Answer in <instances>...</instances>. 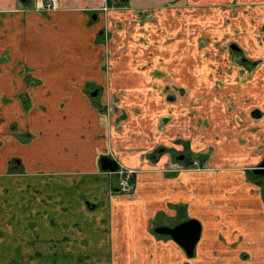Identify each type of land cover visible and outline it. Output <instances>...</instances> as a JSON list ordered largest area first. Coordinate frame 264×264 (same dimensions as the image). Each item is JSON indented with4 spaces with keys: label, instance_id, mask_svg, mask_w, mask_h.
I'll return each mask as SVG.
<instances>
[{
    "label": "crops",
    "instance_id": "obj_1",
    "mask_svg": "<svg viewBox=\"0 0 264 264\" xmlns=\"http://www.w3.org/2000/svg\"><path fill=\"white\" fill-rule=\"evenodd\" d=\"M34 3L0 0V264H185L154 229L188 219L209 264H264V0Z\"/></svg>",
    "mask_w": 264,
    "mask_h": 264
},
{
    "label": "rangeland",
    "instance_id": "obj_2",
    "mask_svg": "<svg viewBox=\"0 0 264 264\" xmlns=\"http://www.w3.org/2000/svg\"><path fill=\"white\" fill-rule=\"evenodd\" d=\"M207 40H209V39L206 37L205 38L202 37V41H207ZM221 46L218 45L217 48L208 49V51H205L204 53H202V60H207L213 56V58H214L213 59V65H214L215 72L218 74H225L232 69V64L237 63V61L234 60V57L230 56L231 52L229 49L223 48V50H221L220 49V48H222ZM249 71H251V70H249ZM222 83H223L222 81L217 82V84H216L217 89H219L223 86ZM220 99H221L223 107H225V109H226V115L229 119L228 123H231L230 121H231L232 110L228 106L230 99L228 97H225V96L220 97ZM115 105H116V103H113V104L111 103V105H108V106H115ZM240 112L241 111H239V113ZM201 121L208 122V119H207V116L205 115V113H204V116H201ZM238 121H241V117L238 119ZM20 137H22V136L20 135ZM186 156L187 157L185 159V162H186V164H189L190 167L192 164L190 161L198 160V162L200 163V167H201L200 169H202V167L204 165H206L205 168H208L207 159H208V157H210L209 152H204L202 154H200V153L199 154H195V153L194 154H187ZM186 160L190 163H188ZM189 169H192V168H189ZM166 172H173L174 173L176 171L166 170ZM250 177L254 180H258V181L262 182L259 186L261 187V191L263 192L264 174L254 176V174L250 173ZM209 263L210 262H208L206 260V257L205 256L202 257V255L198 252V244L195 247V252H194L193 257L186 258V262H185V264H209Z\"/></svg>",
    "mask_w": 264,
    "mask_h": 264
},
{
    "label": "water",
    "instance_id": "obj_3",
    "mask_svg": "<svg viewBox=\"0 0 264 264\" xmlns=\"http://www.w3.org/2000/svg\"><path fill=\"white\" fill-rule=\"evenodd\" d=\"M96 94L97 91H94L92 96H95ZM257 112L259 111H254L253 115L258 116L259 114ZM183 157L184 155H179L177 160H182ZM100 163L103 170H108L110 172H115L118 167L117 162L109 157H102L100 159ZM252 171L255 174H264V159L258 164L257 167L253 168ZM154 231L157 234L169 236L184 250L187 257H193L195 246L200 239L201 224L196 219H188L173 227H157L154 229Z\"/></svg>",
    "mask_w": 264,
    "mask_h": 264
},
{
    "label": "built area",
    "instance_id": "obj_4",
    "mask_svg": "<svg viewBox=\"0 0 264 264\" xmlns=\"http://www.w3.org/2000/svg\"><path fill=\"white\" fill-rule=\"evenodd\" d=\"M56 8H57V0H35L34 3V10L36 11L47 12V11H53ZM106 111L107 113L111 112V107H109L108 110ZM191 163L192 164L190 167L189 164H185L179 161L171 162L167 165L166 170L179 172V171L187 170L189 168L197 169V170L201 168L198 160H194ZM205 167L206 165H204L202 169H205ZM117 172L120 175V179L118 181L119 192L124 194H129L132 188L131 179L134 171L130 169H118Z\"/></svg>",
    "mask_w": 264,
    "mask_h": 264
},
{
    "label": "flooded vegetation",
    "instance_id": "obj_5",
    "mask_svg": "<svg viewBox=\"0 0 264 264\" xmlns=\"http://www.w3.org/2000/svg\"><path fill=\"white\" fill-rule=\"evenodd\" d=\"M231 48H232V50H231L232 52H234L235 50H238V47H237L236 45H234V44L231 46ZM191 162H192V161H191ZM260 175H261V174H260Z\"/></svg>",
    "mask_w": 264,
    "mask_h": 264
},
{
    "label": "trees",
    "instance_id": "obj_6",
    "mask_svg": "<svg viewBox=\"0 0 264 264\" xmlns=\"http://www.w3.org/2000/svg\"><path fill=\"white\" fill-rule=\"evenodd\" d=\"M186 159V158H185ZM187 161V160H186ZM188 162V161H187ZM191 162V161H190ZM190 162H188V163H190ZM159 236H163V237H168V238H170L169 236H166V235H160V234H158ZM171 239V238H170Z\"/></svg>",
    "mask_w": 264,
    "mask_h": 264
}]
</instances>
